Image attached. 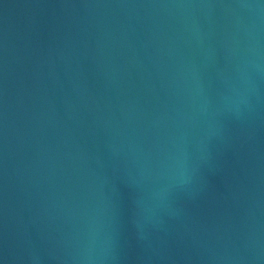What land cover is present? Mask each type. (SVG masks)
<instances>
[{"label": "water", "instance_id": "95a60500", "mask_svg": "<svg viewBox=\"0 0 264 264\" xmlns=\"http://www.w3.org/2000/svg\"><path fill=\"white\" fill-rule=\"evenodd\" d=\"M222 264H264V0H18Z\"/></svg>", "mask_w": 264, "mask_h": 264}]
</instances>
